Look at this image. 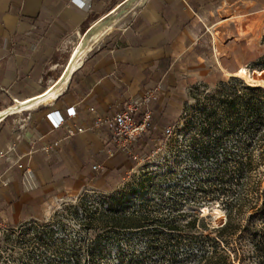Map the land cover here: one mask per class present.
Masks as SVG:
<instances>
[{"label":"crops","instance_id":"crops-1","mask_svg":"<svg viewBox=\"0 0 264 264\" xmlns=\"http://www.w3.org/2000/svg\"><path fill=\"white\" fill-rule=\"evenodd\" d=\"M71 1L0 0V177L14 179L0 185V229L50 215L61 201L91 186L117 188L134 165L120 152L109 154L108 120L132 96L167 85L148 104L150 124L176 125L194 88L218 85L243 68L256 71L264 55V0H186L187 8L180 0H91L82 11L81 6L69 10ZM64 12L74 27L60 20ZM100 19L116 23L58 84L74 44ZM36 97L40 100L29 109H11L18 100ZM63 107L86 112L91 120L100 113L106 120L92 130L80 115L82 123L52 129L45 115ZM32 128L43 138L34 148L39 187L28 192L22 183L23 133ZM149 132L137 142L139 148L157 135ZM43 146L58 153L51 164L42 160ZM37 196L44 199L41 204Z\"/></svg>","mask_w":264,"mask_h":264},{"label":"rangeland","instance_id":"rangeland-1","mask_svg":"<svg viewBox=\"0 0 264 264\" xmlns=\"http://www.w3.org/2000/svg\"><path fill=\"white\" fill-rule=\"evenodd\" d=\"M258 65L256 71H248L249 78L264 80V73L257 74L264 67V55ZM245 86L250 85L227 76L218 85L194 88L181 119L174 125V136L153 146V150L160 149L148 159H133L134 166L115 190L106 192L91 186L82 194L61 201L50 215L31 219L16 228L0 229V264H161L152 250L143 260L140 256L146 253L150 242H162L163 238L156 235L170 231L155 232L150 226L149 238L137 228H115L118 222L125 223L118 217L128 216L132 222L143 217L154 221L164 212L181 225L192 213H202L210 216L212 226L222 224L226 220L223 199L247 184L239 174L232 177L234 181L227 187H215L216 160L223 161L226 152L232 153L238 162L249 159L258 167L259 194L255 197L261 206L264 126H258L252 107L241 103L236 108L229 106L234 93H248ZM245 95L243 102L256 98ZM139 150H144L143 145ZM204 193L211 200L207 207L210 211L202 210ZM214 206L224 213V218L213 213ZM250 212H246L244 220ZM261 223L262 219L256 218L255 224ZM39 239L44 246L35 250L33 245ZM188 252L182 246L174 255L183 260Z\"/></svg>","mask_w":264,"mask_h":264},{"label":"trees","instance_id":"trees-1","mask_svg":"<svg viewBox=\"0 0 264 264\" xmlns=\"http://www.w3.org/2000/svg\"><path fill=\"white\" fill-rule=\"evenodd\" d=\"M244 89L248 93L241 95L234 93L233 98L229 100V106L236 108L241 103L246 107H252L251 112L256 115L258 126H264V88L245 86ZM245 94L248 97L254 96L256 98L250 97V101L247 99L243 102ZM262 136L264 137V132ZM222 157L223 161H219L217 158V167L213 172L215 187L223 184L227 187L234 181L232 178L234 175H243L247 180V184L243 185L245 188H241L242 190L240 189L238 192L234 190L235 194L233 192V195H229L223 199L224 201L222 200L226 214V220L222 224L212 226L210 216L202 213H192L190 219L181 225L164 212L160 213L161 217L153 219L154 221L143 217L140 219L141 221L132 222L128 216L118 217L125 223L121 225L118 222L115 224V228H137L149 238L152 236L151 232L147 231L150 230V226H153L152 229H155L153 230L155 232L170 231L166 234L156 235L163 238L162 242L159 244L150 242L147 245L146 253L141 255L140 259L146 257V254L152 250L157 253L156 256L160 257L161 264H264V201L261 206H258L255 197L259 194V178L258 172H256L258 167L252 165L249 159L245 160L244 163L236 161L230 152H226ZM261 161L264 164V151ZM232 162H236L235 165H231ZM204 194L206 200H204L203 205L208 207L211 200H207L209 198L208 193ZM247 211L251 212L244 220ZM256 218L262 219L261 225L255 224ZM182 228L183 233L181 234ZM175 232L179 234L173 235ZM43 246L42 239L33 245L35 250L43 248ZM182 246L188 248L189 252L183 260H178L174 253L178 252Z\"/></svg>","mask_w":264,"mask_h":264},{"label":"built area","instance_id":"built-area-1","mask_svg":"<svg viewBox=\"0 0 264 264\" xmlns=\"http://www.w3.org/2000/svg\"><path fill=\"white\" fill-rule=\"evenodd\" d=\"M91 0H72L69 4V10H72L77 7H82L80 11L83 10L87 6V4L90 5ZM179 3L184 8L188 7V2L186 0H180ZM80 11L72 14L74 18H77L80 14ZM73 12V11H72ZM77 14V15H76ZM167 85L162 84L159 86L156 91L153 93L146 94L144 96L142 95H134L130 98V102L127 105V107L124 110L118 111L115 113V115L108 120L111 130L113 133V138L111 139L110 143L112 146V149L109 151L110 155H113L114 152H120L124 156H128L131 159L144 161L148 159V157L160 148H157V150H153V146H158V143L160 140L168 139L172 136H174V126H158V125H152L151 122V112L148 108V104L152 100H156L157 94L156 92L166 90ZM91 112H95L94 108L90 109ZM141 113V118H136V115ZM86 117V119L89 121L90 126L89 128L92 130L99 129V127L105 122V117H103L102 114H97L96 120H91L90 117H88L86 112H76L74 107H63L62 110H54L50 113H47L45 115V118L49 122L52 129H59L62 127H66L69 122L72 123H82V117ZM154 130L156 132V136H150L147 141L143 144V151H140L139 148H137V142L144 138L147 133H150V130ZM83 129L78 128L77 131L81 132ZM43 138V134L38 132L36 129H27L23 133V143L25 144L27 148V153L24 156V173L22 177V183L25 191H34L39 187V183H36L35 179V172L39 169V164L37 160H35L34 154H35V146L38 142L41 141ZM40 154L42 157V160L45 164H51L53 154L58 155L56 150L50 149L48 146H43L40 149ZM97 170V172H100L101 169H94ZM127 175L123 174V178H126ZM13 177H6L3 179V177H0V185L5 186L13 182ZM35 201L38 204H41L44 199L41 196H37L35 198Z\"/></svg>","mask_w":264,"mask_h":264},{"label":"bare ground","instance_id":"bare-ground-1","mask_svg":"<svg viewBox=\"0 0 264 264\" xmlns=\"http://www.w3.org/2000/svg\"><path fill=\"white\" fill-rule=\"evenodd\" d=\"M118 9V7H115L112 9L111 14ZM60 20L62 22H66L69 26L74 27L76 25V22L69 16L68 13L64 12L60 16ZM116 23L115 19H112L109 22L103 21V19L98 20L95 25V29L89 34V35H81V38L78 42H76L71 50V56L69 59V62L66 65L65 68V73L58 82H64L68 79L71 73H73L77 68L81 65L83 62L85 56L87 55V52L90 50V48L97 43V41L101 38V36L106 33L108 30L113 28V25ZM263 70H259L257 74H261ZM234 77L240 80L245 81L248 85L253 86V87H263L264 88V80L262 79H250L249 78V72L247 69L243 68L241 71L238 73L234 74ZM54 90V89H52ZM51 91V90H50ZM50 93V92H49ZM47 93V94H49ZM40 98H34L31 100H26V101H16L14 107L11 109L14 111H19L21 108H26L29 109L32 107L34 102H38ZM263 191H264V184H263ZM203 211H210L208 210L207 206L203 205L202 206ZM213 213H215L219 218H224V213L216 206L213 207L212 209Z\"/></svg>","mask_w":264,"mask_h":264},{"label":"water","instance_id":"water-1","mask_svg":"<svg viewBox=\"0 0 264 264\" xmlns=\"http://www.w3.org/2000/svg\"><path fill=\"white\" fill-rule=\"evenodd\" d=\"M258 79H260V78H258ZM258 79H255V80H258Z\"/></svg>","mask_w":264,"mask_h":264}]
</instances>
